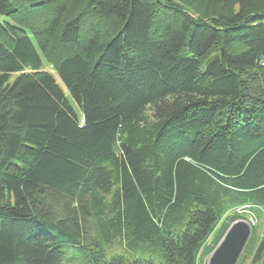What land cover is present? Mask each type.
I'll return each instance as SVG.
<instances>
[{
  "label": "trees",
  "instance_id": "trees-1",
  "mask_svg": "<svg viewBox=\"0 0 264 264\" xmlns=\"http://www.w3.org/2000/svg\"><path fill=\"white\" fill-rule=\"evenodd\" d=\"M248 2L196 18L0 0V264H198L264 213V9Z\"/></svg>",
  "mask_w": 264,
  "mask_h": 264
},
{
  "label": "rangeland",
  "instance_id": "rangeland-1",
  "mask_svg": "<svg viewBox=\"0 0 264 264\" xmlns=\"http://www.w3.org/2000/svg\"><path fill=\"white\" fill-rule=\"evenodd\" d=\"M165 1L174 2L178 7H182L183 9L189 11L196 18H207V17H211V16H224V15L229 14L231 11H233V12L237 11L239 8L238 4L236 3V0H165ZM248 1H249L248 4L250 6H252L254 10L264 9V0H248ZM111 21H113V20L108 21L106 28H105V33L107 30V27L109 28V30L113 27V22H111ZM96 22H98V21H96ZM103 22L104 21L102 20L101 22H98V24H100L101 27H103L104 26ZM216 54L217 53L214 50V48H211L210 50H208L201 58L202 68H203L204 64L209 59H211L213 56H215ZM45 67L49 69L50 65L48 64ZM27 72L31 73L30 70H28ZM253 74L254 73L251 72L248 74V76H254ZM14 77H15V75L11 76L10 82L14 79ZM252 81H253L254 88L259 93L264 92V83L263 82H259L258 79L255 77H253ZM236 209H237V211L242 212V209H239V208H236ZM245 211H247V210H245ZM239 219H243V220H246L247 222H249L251 227H252V231H251V235L249 237V240H248L246 246L244 247V249L241 253V256L239 257L236 264H248L252 259V256L256 250V247H257L261 237L264 235V213L260 214L259 217H257V216L253 217L249 214H248V216H246V218L238 217L237 219H234L228 225L227 229L229 228V226L234 221L239 220ZM225 232H224V234H225ZM224 234L222 235V237L224 236ZM222 237L220 238V240L222 239ZM220 240H219V242H220ZM116 247H117V249H115L116 252L120 250V248L118 247V244H113L109 254L115 253L113 251H114V248H116ZM158 253H159V251L156 249L155 250L138 249L135 251H131L130 255L135 256V257H143V258L152 257L154 259L155 258L157 259ZM210 254L211 253L203 256L202 260L199 261L198 264H208V259H209ZM63 264H77V262H76V260H74L73 262H70V263L64 262Z\"/></svg>",
  "mask_w": 264,
  "mask_h": 264
},
{
  "label": "water",
  "instance_id": "water-1",
  "mask_svg": "<svg viewBox=\"0 0 264 264\" xmlns=\"http://www.w3.org/2000/svg\"><path fill=\"white\" fill-rule=\"evenodd\" d=\"M252 227L243 219L234 221L211 252L208 264H236L251 235Z\"/></svg>",
  "mask_w": 264,
  "mask_h": 264
}]
</instances>
